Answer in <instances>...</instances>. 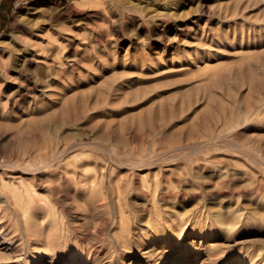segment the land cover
I'll use <instances>...</instances> for the list:
<instances>
[{
    "label": "rangeland",
    "instance_id": "rangeland-1",
    "mask_svg": "<svg viewBox=\"0 0 264 264\" xmlns=\"http://www.w3.org/2000/svg\"><path fill=\"white\" fill-rule=\"evenodd\" d=\"M0 264H264V0H0Z\"/></svg>",
    "mask_w": 264,
    "mask_h": 264
},
{
    "label": "bare ground",
    "instance_id": "bare-ground-1",
    "mask_svg": "<svg viewBox=\"0 0 264 264\" xmlns=\"http://www.w3.org/2000/svg\"><path fill=\"white\" fill-rule=\"evenodd\" d=\"M40 56L41 57H39V58L41 59V61H43L45 63L48 62L49 60H51V62L55 61V58H53V57L49 58V57H46V56L44 57L43 55H40ZM58 154H60L58 151L56 153H54V155H58ZM21 172L22 173L18 175V177H20V178H21V175L23 174V172H25V171H21ZM28 194H30V193H28ZM6 200L8 201V198H6ZM20 200H21V206L23 207L24 211L35 210V212L37 213V212H40V210H42V206L39 203L38 197H37V195L35 193L31 194V196H28V198L25 197L23 199V197H22Z\"/></svg>",
    "mask_w": 264,
    "mask_h": 264
}]
</instances>
